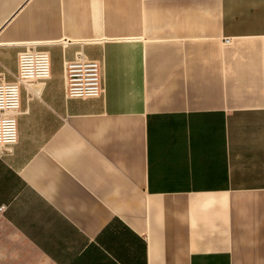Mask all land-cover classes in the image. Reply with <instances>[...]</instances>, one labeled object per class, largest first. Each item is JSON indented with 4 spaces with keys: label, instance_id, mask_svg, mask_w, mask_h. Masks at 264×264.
<instances>
[{
    "label": "crops",
    "instance_id": "1",
    "mask_svg": "<svg viewBox=\"0 0 264 264\" xmlns=\"http://www.w3.org/2000/svg\"><path fill=\"white\" fill-rule=\"evenodd\" d=\"M30 46L0 264H264V0H0V81ZM78 53L101 97L66 98Z\"/></svg>",
    "mask_w": 264,
    "mask_h": 264
},
{
    "label": "built area",
    "instance_id": "2",
    "mask_svg": "<svg viewBox=\"0 0 264 264\" xmlns=\"http://www.w3.org/2000/svg\"><path fill=\"white\" fill-rule=\"evenodd\" d=\"M229 43V39L224 40ZM18 68L14 81H0V155L10 152L6 146L15 143V117L19 113L20 87L34 82L44 83L50 78V57L36 46L18 54ZM63 88L68 99H96L103 94L101 71L96 60L78 53L71 61H63Z\"/></svg>",
    "mask_w": 264,
    "mask_h": 264
},
{
    "label": "rangeland",
    "instance_id": "3",
    "mask_svg": "<svg viewBox=\"0 0 264 264\" xmlns=\"http://www.w3.org/2000/svg\"><path fill=\"white\" fill-rule=\"evenodd\" d=\"M30 47H31V46H30ZM30 47H29V48H30ZM25 49H26V47L24 48V50H23V51H25ZM36 49H37V50H40V49H38L37 47H36ZM40 51H41V50H40ZM42 51H43V50H42Z\"/></svg>",
    "mask_w": 264,
    "mask_h": 264
}]
</instances>
